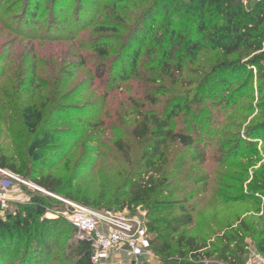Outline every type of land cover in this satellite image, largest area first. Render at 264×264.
Listing matches in <instances>:
<instances>
[{
	"label": "rangeland",
	"instance_id": "374dc122",
	"mask_svg": "<svg viewBox=\"0 0 264 264\" xmlns=\"http://www.w3.org/2000/svg\"><path fill=\"white\" fill-rule=\"evenodd\" d=\"M55 1L56 9L64 7L56 23L59 34L75 38L74 45L47 41L48 37L36 39L35 35H46L48 28L55 30L48 24L52 0H35L36 27L28 25V17L24 19L23 0H0V162L6 170L13 168L33 185L39 178H48L60 184L56 197L70 201L67 195L77 196V202L88 200L101 211L117 210L147 183L156 195L152 200L179 202L166 214L178 216L181 205L191 214L192 225L175 237L183 234L206 245L233 231L238 221L260 220L264 130L257 123L264 119V92L258 68L208 77L217 53L205 49L186 59L180 72L159 74L145 62L146 39L138 57L139 71L122 81L131 70V51L123 54L120 46L143 9L141 0L123 2L118 9L113 8L117 0H98L85 8L79 29L63 22L77 18L79 0ZM107 18L118 33L96 32ZM72 27L82 30L68 36ZM142 38L135 36V40ZM92 39L110 46L106 60H97L89 43ZM135 40L130 44L136 45ZM109 70L116 73L115 81L106 75ZM27 104L44 108L38 133L48 131L53 136L52 146L41 151L37 161L29 154L36 135L27 131L21 119ZM173 110L171 127L192 135L195 144L183 148L168 143L161 159L159 155L148 159L156 139L135 140V121L148 112L162 119ZM53 201L51 215L65 219V205ZM120 213L137 219L147 215L135 204ZM59 226L49 242L54 252L68 255L75 243L66 225ZM242 248L247 263L251 242L244 241ZM20 254L16 250L7 260L17 264ZM211 260L227 264L215 256Z\"/></svg>",
	"mask_w": 264,
	"mask_h": 264
},
{
	"label": "trees",
	"instance_id": "16d2710c",
	"mask_svg": "<svg viewBox=\"0 0 264 264\" xmlns=\"http://www.w3.org/2000/svg\"><path fill=\"white\" fill-rule=\"evenodd\" d=\"M97 1L79 0L74 13L75 16L77 15L76 21L74 17L73 19L65 18L64 24H76L79 29V25L84 23L80 18L85 8L95 5ZM128 1L117 0L113 8L118 9L121 3ZM23 2L21 11L24 19L28 17L30 19L28 25L36 27L38 25L35 21L37 3L35 0H23ZM247 2H250L248 6H246ZM16 3L14 2L13 5ZM51 5V10L48 9L53 16L50 18L51 23L48 22V24L54 25L55 30L48 28L46 35H35L36 39L48 37L47 41L74 45L75 38L62 36L59 34L61 31L59 26H56L64 7L60 6L56 9L55 0H52ZM141 7L143 9L135 20L131 33L123 39L120 46L123 54L131 51V70L128 75L124 74L122 81L128 80L131 74H137L139 71L138 57L143 45H147V39L149 47L144 54L145 62L152 64L150 69L158 71L159 74L167 75L172 69L180 72L186 59H192L201 50L208 49L210 53H217V59L207 72L208 77L218 72L235 73L257 67L258 79L263 82L261 87L264 92V0L260 3L250 0H141ZM101 8L102 6L99 7L98 13ZM108 19L97 27L96 32H117L116 28H110L109 25H112V22ZM183 19L184 24L181 27L180 22ZM81 30L74 27L71 32L68 31V36L75 35V31ZM139 34L143 36L141 41L135 40V36ZM97 39L89 40L91 51L97 60L104 61L110 46L95 44ZM132 40H135L136 45L130 44ZM231 57L236 59L228 60ZM249 57L251 58L248 60ZM145 62L140 66H144ZM106 75L112 77L113 81L116 80V73H112V70L107 71ZM176 109L178 110L179 106ZM43 110L44 108H38L33 104H27L21 110L23 125L30 134L36 135L29 148V154L35 161L40 159V152L51 147L53 143L50 132L38 133V128L45 117ZM174 113L173 110L161 119L148 112L141 120L135 121L132 129V137L135 140L156 139L148 159L158 155L161 159L168 143H177L183 148H190L195 144L192 135L173 130L170 120ZM257 128L264 130V119L257 123ZM0 169L9 168L0 162ZM10 169L11 173L22 178L13 168ZM48 181V178H39L35 180V185L50 194H59L60 184H52ZM144 186H140V191L135 192L128 200L125 199L117 210L110 208L103 210L120 213L126 208L129 209L131 204L142 206L147 211L146 227L160 264H203V260H211L213 256L227 264H246V253L242 248L246 240H249L253 250L264 258V207L261 213L257 212L261 214L260 220H252L248 223L244 220L238 221L233 231L216 239L214 243L206 245L204 241L186 238L183 234L175 237L183 228L192 225L191 214L183 205L179 207L178 216L166 214L179 202L152 200L153 195L156 197L151 191L152 187L147 183ZM259 189L264 190V179ZM23 190L29 197V202L14 204V210L6 213L4 219L0 218V264H10L7 256L16 250L21 252L17 264H48L50 260H53V264H91V248L84 242L75 241L74 228L63 218L49 219L46 216L50 213L53 199L25 188ZM66 197L74 203L101 210L91 207L92 204L88 200L77 202L79 199L77 196L67 195ZM63 224L66 225L75 243L72 252L68 255L54 252L53 243L49 242L52 238L54 239L55 232L58 233L59 225Z\"/></svg>",
	"mask_w": 264,
	"mask_h": 264
},
{
	"label": "built area",
	"instance_id": "2783aa9c",
	"mask_svg": "<svg viewBox=\"0 0 264 264\" xmlns=\"http://www.w3.org/2000/svg\"><path fill=\"white\" fill-rule=\"evenodd\" d=\"M250 1L260 3L263 0ZM23 188L48 196L65 205L66 212L62 216L74 228L75 241L84 242L91 248V264H160L151 245V235L147 230L144 214L137 219L112 211L94 210L60 199L2 169H0V214L5 216L6 213L11 212L14 204L20 203L13 198V195L18 192L23 194ZM24 195L27 196L26 193ZM28 202L29 199L26 203ZM46 216L57 218L51 213H47ZM202 263L218 264L212 260H203ZM246 264H264V258L255 250H251Z\"/></svg>",
	"mask_w": 264,
	"mask_h": 264
},
{
	"label": "crops",
	"instance_id": "0c3cea01",
	"mask_svg": "<svg viewBox=\"0 0 264 264\" xmlns=\"http://www.w3.org/2000/svg\"><path fill=\"white\" fill-rule=\"evenodd\" d=\"M24 193H26V192H23V194L21 192L20 193L18 192V193L13 195L14 196L13 198L15 200H18V202H20V203H26L29 198L27 196H25Z\"/></svg>",
	"mask_w": 264,
	"mask_h": 264
}]
</instances>
